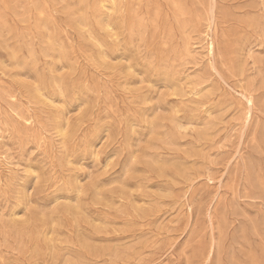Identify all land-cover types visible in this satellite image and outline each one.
I'll use <instances>...</instances> for the list:
<instances>
[{
	"label": "rangeland",
	"instance_id": "374dc122",
	"mask_svg": "<svg viewBox=\"0 0 264 264\" xmlns=\"http://www.w3.org/2000/svg\"><path fill=\"white\" fill-rule=\"evenodd\" d=\"M0 264H264V0H0Z\"/></svg>",
	"mask_w": 264,
	"mask_h": 264
},
{
	"label": "bare ground",
	"instance_id": "6f19581e",
	"mask_svg": "<svg viewBox=\"0 0 264 264\" xmlns=\"http://www.w3.org/2000/svg\"><path fill=\"white\" fill-rule=\"evenodd\" d=\"M213 9H214V7H213ZM211 10V9H210ZM211 17H213V16H211ZM214 22V21H213ZM211 24H212V22H211ZM212 32V31H211ZM214 49H215V45H214V41L213 42H211L209 45H208V51H209V54L210 55H213L214 54ZM215 70V69H214ZM245 100H246V103H247V105L249 106V108H252L253 107V101L251 100V99H249V98H245ZM247 123V122H246Z\"/></svg>",
	"mask_w": 264,
	"mask_h": 264
}]
</instances>
